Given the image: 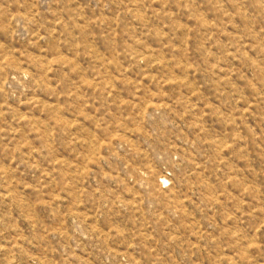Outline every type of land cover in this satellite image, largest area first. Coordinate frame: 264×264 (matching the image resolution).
Here are the masks:
<instances>
[{
	"label": "rangeland",
	"instance_id": "obj_1",
	"mask_svg": "<svg viewBox=\"0 0 264 264\" xmlns=\"http://www.w3.org/2000/svg\"><path fill=\"white\" fill-rule=\"evenodd\" d=\"M0 264H264V0H0Z\"/></svg>",
	"mask_w": 264,
	"mask_h": 264
}]
</instances>
